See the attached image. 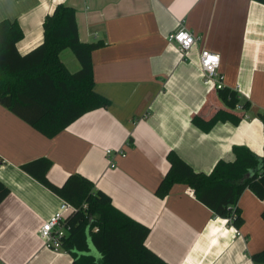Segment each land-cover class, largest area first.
<instances>
[{"label": "crops", "instance_id": "1", "mask_svg": "<svg viewBox=\"0 0 264 264\" xmlns=\"http://www.w3.org/2000/svg\"><path fill=\"white\" fill-rule=\"evenodd\" d=\"M61 3L75 8L81 41H105L92 53L95 89L111 104L85 113L53 137L0 104V180L10 189L0 203V260L73 262L68 251L48 247L39 231L63 198L21 167L49 157L53 182L62 184L76 172L91 179L116 207L150 227L147 245L171 264H256L252 255L264 249V199L250 188L239 199L240 226L216 215L185 183L174 184L165 197L156 189L172 150L206 173L220 159L234 160L236 144L264 156V3L0 0V21L17 19L24 31L17 43L21 53L43 41L45 17ZM179 27L198 39L186 58L168 41ZM202 48L220 54L225 86L249 102L247 109L234 110L243 114L238 123L220 120L209 131L193 117L208 119L224 104L204 81ZM60 57L70 71L80 69L72 49ZM90 251L101 256L92 243Z\"/></svg>", "mask_w": 264, "mask_h": 264}, {"label": "trees", "instance_id": "2", "mask_svg": "<svg viewBox=\"0 0 264 264\" xmlns=\"http://www.w3.org/2000/svg\"><path fill=\"white\" fill-rule=\"evenodd\" d=\"M43 27V41L21 53L17 46L24 36L20 23L9 18L0 21V104L53 137L85 113L110 106L111 100L95 89L92 53L105 41L80 40L75 8L58 4L45 17ZM66 48L80 61L79 70L70 71L61 60ZM216 90L224 106L208 119L198 114L193 117L206 131L220 120L238 123L243 114L234 110L239 104L242 111L249 107L248 101H240L238 91L228 87ZM233 151L234 160L220 159L209 173L196 170L170 151V167L156 194L165 197L174 184L185 183L216 215L227 218L235 212L234 225L240 226L243 219L238 203L243 191L250 188L264 199V156L245 144L234 145ZM52 164L49 157H38L21 167L74 206L65 217L68 232L62 245L72 255V264H171L147 245V224L116 207L110 194L81 173L70 174L62 184L53 182L48 177ZM9 193L0 180V203ZM89 239L101 256L91 253ZM252 259L264 264V249Z\"/></svg>", "mask_w": 264, "mask_h": 264}, {"label": "built area", "instance_id": "3", "mask_svg": "<svg viewBox=\"0 0 264 264\" xmlns=\"http://www.w3.org/2000/svg\"><path fill=\"white\" fill-rule=\"evenodd\" d=\"M197 37L187 28L179 27L171 31L168 35V41L170 43H176L183 58L187 57V53L197 43ZM200 62L203 70V77L206 83H212V85L218 88H224L225 83L224 74L220 71L221 57L220 54L206 48H202L200 51ZM239 109L243 108L242 105L237 106ZM108 154L114 152L113 149H107ZM119 152L125 156L122 150ZM191 194H196L195 189H190ZM74 209V206L67 200L62 199L60 207L57 211L51 214L41 225L39 231L41 237L44 239L48 247L55 251H66L62 248L63 240L67 235L68 227L65 223L66 215ZM228 222L234 225L236 219V213L227 217ZM240 234L239 230H237ZM0 264H6L0 260Z\"/></svg>", "mask_w": 264, "mask_h": 264}, {"label": "rangeland", "instance_id": "4", "mask_svg": "<svg viewBox=\"0 0 264 264\" xmlns=\"http://www.w3.org/2000/svg\"><path fill=\"white\" fill-rule=\"evenodd\" d=\"M90 243H91V240H90Z\"/></svg>", "mask_w": 264, "mask_h": 264}]
</instances>
